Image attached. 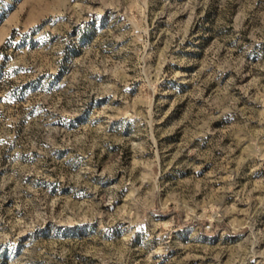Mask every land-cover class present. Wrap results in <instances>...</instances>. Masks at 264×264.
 Instances as JSON below:
<instances>
[{
    "label": "rangeland",
    "instance_id": "374dc122",
    "mask_svg": "<svg viewBox=\"0 0 264 264\" xmlns=\"http://www.w3.org/2000/svg\"><path fill=\"white\" fill-rule=\"evenodd\" d=\"M0 264H264V0H0Z\"/></svg>",
    "mask_w": 264,
    "mask_h": 264
}]
</instances>
